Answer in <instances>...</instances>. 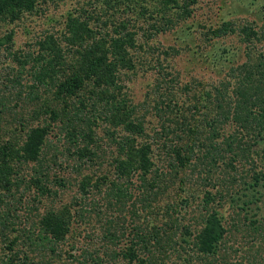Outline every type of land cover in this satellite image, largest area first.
<instances>
[{
    "label": "trees",
    "instance_id": "1",
    "mask_svg": "<svg viewBox=\"0 0 264 264\" xmlns=\"http://www.w3.org/2000/svg\"><path fill=\"white\" fill-rule=\"evenodd\" d=\"M41 4L0 0V25L8 26L0 35L5 63L0 69V264L209 262L206 256L216 253L230 232L219 209L228 204L236 212L245 210L234 201L241 192L235 185L249 176L250 188L264 181V50L257 63L252 59L253 40L264 38V30L233 19L205 25L206 41L212 42L207 60L214 67L233 63L225 40L234 34L245 43L248 60L230 65L211 85L181 83L180 74L170 69L180 48L158 46L153 39L173 30L180 37L190 35L194 23L188 21L198 0H83L63 29L45 30L34 41L36 51L17 50L14 25L37 13ZM193 42L186 48L198 56L202 42ZM9 57L13 65L5 61ZM140 70L152 71L153 77L143 97L134 99L126 83ZM100 124L107 125V137L98 136ZM56 127L66 133L65 149L51 144ZM159 148L169 156L166 164H155ZM107 151L114 155L104 171ZM70 159L76 162L71 172L81 176V195L59 207L51 198L49 205L46 198L58 196L76 180L61 175ZM244 164L249 165L245 175L240 172ZM94 166L101 170L96 180V170L85 173ZM136 174L147 223L137 224L126 243L125 231L124 236L117 233L123 228L120 215L118 225L106 228L104 238L114 244L104 252L87 249L78 255L74 245L64 249L77 223L89 220L92 210L100 218L105 212L90 208L91 192L103 194L107 208L114 204L124 210L134 196L126 181ZM171 188L175 198L168 193ZM164 195L168 197L162 200ZM198 199L195 208L191 203ZM134 205L132 215L138 220L140 210ZM152 217H160L161 224ZM261 220L253 217L241 224L260 233ZM200 222L203 226L195 232ZM233 227L240 228V221ZM179 230L194 235L192 247L177 239ZM256 256L250 264H264L263 256L258 261Z\"/></svg>",
    "mask_w": 264,
    "mask_h": 264
},
{
    "label": "rangeland",
    "instance_id": "2",
    "mask_svg": "<svg viewBox=\"0 0 264 264\" xmlns=\"http://www.w3.org/2000/svg\"><path fill=\"white\" fill-rule=\"evenodd\" d=\"M41 3L42 4L40 5V9L37 11V13H33L32 15L26 14L19 23L14 25V28H16V32L14 34L15 48L17 50L24 48L26 49L24 51H36L37 49L33 45L34 41L43 36L45 30L55 29L56 32L57 30L59 31L63 29L66 21L68 20L69 14L72 13L73 15H75V12L78 13L77 9L82 7L83 0H47L46 3L44 2V0H41ZM223 19H233L237 22V25H242L245 22H248L252 24L257 31L262 32L264 30V0H198V4L195 8L194 18H190V20L188 21L190 24L194 23V25H192L190 35H183L180 37L178 36V33H175V31L173 30L170 33H161L157 38L153 39V41L156 42L158 46H175L178 49L180 48L178 54H176V56H174L170 60V63L173 65L170 69L174 73L178 72L180 74L179 81L181 83H186L188 81H202L204 82V84L211 85L212 82H216L212 80H219L221 76L223 77L226 69L229 70L230 65H232L233 63H244L248 60L246 50L244 49L245 43H240V37L236 34L230 35L231 37L225 40L228 44L231 45L230 49L232 50V52L229 54V57L231 59H234L233 63H229V61H226L222 66L223 68H221L219 66L214 67L208 61L209 59L207 60V52L212 48V46H210L212 45V42L208 43L206 41V37L204 36L205 25H209V23H219ZM7 32L8 26L5 27L3 25H0V35H3ZM260 37L261 36H258V38L256 37L253 40L256 49L253 50L252 59L256 63L258 62L260 52L264 50V41H262V39L264 38ZM199 40L202 42V45L200 46L201 50H198V56H194L186 48V46H189L191 48L195 44L193 41L199 42ZM236 53H238V55L234 56ZM0 59L1 69L2 64L5 65V63H3L4 58L0 57ZM5 61L7 62V64L11 63L13 65L11 57L6 59ZM151 77H153L152 71L146 73L143 70H140L134 80L126 83V86H128V90L132 92V97L134 99H141L143 97V95L145 94L144 87L147 85L148 80H150ZM27 79L29 78H26V80ZM15 103L16 102L13 101L11 104L14 105ZM105 126L107 125L100 124L99 127H96L98 136L100 135L107 137L104 130ZM51 133V144L56 143L58 146L64 149L69 145L66 133L60 127H56L52 130ZM103 149L105 148H100L99 152H103ZM105 154V156L103 155V157L105 158V164L103 165L104 171L107 170V168H110L109 162L112 161L111 159L113 158L112 156L114 155V152L111 151L110 153L109 151H107L105 152ZM153 158L156 165L166 164L169 160V156H166V153L162 148L156 150V155L153 156ZM74 163L76 164V162L72 159L67 160V165L65 164L66 167L63 171H61V175H65L66 177L72 176L75 177L76 180H73L70 184H68L66 188L62 189V192L58 196L46 198V201L47 203H49V205L52 204L51 198H53V200L55 201L53 205L59 207L63 204L71 203V201H73L75 197H80L81 194L80 191H78L79 186L77 183L81 176L77 175V173L71 172L72 169L70 165ZM248 167V164H244V166L242 165L240 168V172L244 175L247 174L246 169ZM95 170L97 171V174L93 176V180H96L101 171L98 169V166H94L92 168L90 167L85 171V173L93 174ZM216 172L221 173L220 170H217ZM109 175L113 174L109 173ZM215 175L220 176L219 173H216ZM249 177H247V180H243L241 184L235 185V188L237 190L241 189V192H238L240 193V196H238V200L234 199V201H236L239 205H242L243 203L245 206V210L238 209L236 212V209L229 207L228 204L219 209V213L222 217L225 218L223 222L225 223V226L229 227L230 232H227V234L224 235L222 239L223 243L219 245L216 253L206 256L207 260L210 259L209 262L205 261V259L201 260L200 258H196L190 261L188 260L187 264H250L251 257L254 255H257L255 257L257 261L258 258L261 260L260 256H263L262 258H264L263 229L262 231H259L260 233H257L253 231L249 225L243 226L241 224H249L250 219H252L253 217L254 219L258 218L260 220L264 218V181L260 182L259 186L256 187L257 189L252 187L250 188L249 186L251 185V179H249ZM140 183L141 177L137 174L126 181V184L130 185L129 190L133 193L134 196L128 200L126 206L123 208L124 210H120L119 205L114 204L112 207L107 208V204L102 198L103 194L94 191L91 192V197L87 200V202H89L90 208L93 207L97 209L98 207H101L105 212L100 218V216L96 215V211L92 210L89 220L83 219L81 223H77L78 227L76 228L75 226L73 234L69 236L70 238L67 241V244L64 246V249H72L71 246L74 245L76 247L75 250L78 249L76 252V254L78 255H82L83 251L87 249L95 250L98 248L100 251L104 252L106 247L109 248L112 244H114L111 241H107V238H104L106 228L109 226L108 224L113 225L117 223L118 225L120 218L118 216L120 215L123 223V228H118L121 230H118L117 233H122L121 235L124 236L123 233L125 231L124 239L127 243V241H129L135 233V226L137 224L139 225V223H147V221H144L146 217V211L141 208L142 203L138 201V199L140 198L139 195L141 194V191L139 189ZM172 190H174V188L169 189L168 193L172 198H175V190ZM167 197L168 196L164 195L161 199L165 200V198ZM113 202H116V200L114 199ZM199 203L200 199H198L197 201H192L191 204L193 207L198 208ZM133 205L136 206L138 210H140V218L138 220H134V217L132 215ZM234 205L237 206L236 204ZM43 209L44 207H42V210ZM246 214L248 215L245 216ZM244 216L248 219H246ZM109 219L111 221H108ZM150 221L159 225L161 224L160 217L157 220L152 217L150 218ZM239 221L240 228H230L231 224L237 223ZM150 224L153 225V223ZM202 226L203 223L200 222L196 227H194L195 232L196 229H200ZM183 238L186 239L185 241H183V243L186 244L187 241L189 244L188 247H192L193 240L195 239L194 235L179 230L177 239L183 240ZM230 247L233 250H228L230 249ZM156 249V246H153V253H156V255H160L159 251ZM241 257H244L242 262H240L239 260L241 259ZM65 258H67V254L63 256V259ZM245 258H248L247 262L245 261ZM168 261L173 264L174 260L173 258H169ZM72 263L73 262L71 261L70 264ZM53 264L63 263H61L60 261H55Z\"/></svg>",
    "mask_w": 264,
    "mask_h": 264
}]
</instances>
